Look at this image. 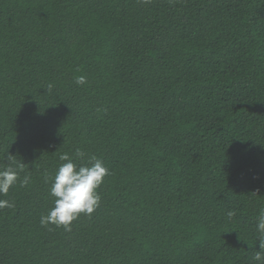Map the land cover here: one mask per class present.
Here are the masks:
<instances>
[{
    "label": "trees",
    "instance_id": "16d2710c",
    "mask_svg": "<svg viewBox=\"0 0 264 264\" xmlns=\"http://www.w3.org/2000/svg\"><path fill=\"white\" fill-rule=\"evenodd\" d=\"M8 152L30 182L0 196V264H253L264 0H0ZM63 153L109 170L71 231L40 223Z\"/></svg>",
    "mask_w": 264,
    "mask_h": 264
},
{
    "label": "clouds",
    "instance_id": "9594fccd",
    "mask_svg": "<svg viewBox=\"0 0 264 264\" xmlns=\"http://www.w3.org/2000/svg\"><path fill=\"white\" fill-rule=\"evenodd\" d=\"M147 2V0H145ZM78 85L87 83L86 77L76 78ZM52 85L48 86L51 91ZM77 159H83L86 155L81 149H76L74 153ZM17 155L7 153L6 164L0 166V196H7L10 188L18 181L22 187L28 186L30 176L25 175L20 179V173L25 171L26 164ZM59 159L62 163L55 174L50 186V195L54 197L53 207L46 215H42L40 223L42 226L54 225L63 227L65 231H71L72 223L81 214L91 215L99 207L101 196L97 191L103 184L109 170L104 162L96 157H92L88 165L78 166L72 158L63 153ZM14 202L8 199H0V209L13 208ZM231 218L234 211L227 213ZM256 240L259 241V249L252 257L253 264H264V209L256 217Z\"/></svg>",
    "mask_w": 264,
    "mask_h": 264
}]
</instances>
